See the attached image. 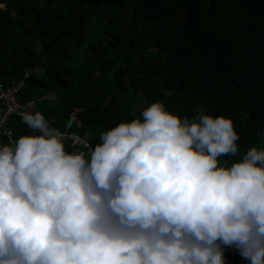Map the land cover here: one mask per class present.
I'll use <instances>...</instances> for the list:
<instances>
[{
	"label": "clouds",
	"instance_id": "clouds-1",
	"mask_svg": "<svg viewBox=\"0 0 264 264\" xmlns=\"http://www.w3.org/2000/svg\"><path fill=\"white\" fill-rule=\"evenodd\" d=\"M19 115L32 134L0 145V264H225L227 248L264 264V128L241 154L231 117L156 100L68 151L41 111Z\"/></svg>",
	"mask_w": 264,
	"mask_h": 264
},
{
	"label": "trees",
	"instance_id": "trees-1",
	"mask_svg": "<svg viewBox=\"0 0 264 264\" xmlns=\"http://www.w3.org/2000/svg\"><path fill=\"white\" fill-rule=\"evenodd\" d=\"M0 1V76L6 86L24 79L18 101H37L58 129L79 107L72 129L94 147L103 131L162 100L181 116L203 105L231 117L241 154L260 140L264 0ZM90 23L105 24L106 35L84 48ZM9 125L16 139L32 134L17 115ZM234 260L245 264L237 250Z\"/></svg>",
	"mask_w": 264,
	"mask_h": 264
},
{
	"label": "built area",
	"instance_id": "built-area-1",
	"mask_svg": "<svg viewBox=\"0 0 264 264\" xmlns=\"http://www.w3.org/2000/svg\"><path fill=\"white\" fill-rule=\"evenodd\" d=\"M1 7L2 6L0 4V8ZM23 86L24 82L18 81L12 86L7 87L4 84L3 79L0 77V145L8 144L10 140H16L15 132L9 125L12 116L17 115L20 117L19 113L21 111L28 110L29 107L34 110H38L37 102H29L24 105L18 102L17 95ZM47 98L54 100L55 96L49 95ZM81 111L82 109L79 107L74 108L67 130L61 131L58 128L52 126L64 134L65 143L70 142L72 147L77 148H81L85 143L92 145L87 137L79 135L72 129L73 125H77L79 127L81 126V121L78 118V115L81 113ZM4 132H7L8 134L5 135ZM235 252V248L225 249V264H235ZM245 264H247V261H245Z\"/></svg>",
	"mask_w": 264,
	"mask_h": 264
},
{
	"label": "rangeland",
	"instance_id": "rangeland-1",
	"mask_svg": "<svg viewBox=\"0 0 264 264\" xmlns=\"http://www.w3.org/2000/svg\"><path fill=\"white\" fill-rule=\"evenodd\" d=\"M106 25L103 23H90L88 25V31H87V36H86V41L84 43V48H86L88 45L91 43L99 41V39L105 37V30H106ZM75 55L71 59V63L76 65L80 58H81V51H75Z\"/></svg>",
	"mask_w": 264,
	"mask_h": 264
}]
</instances>
